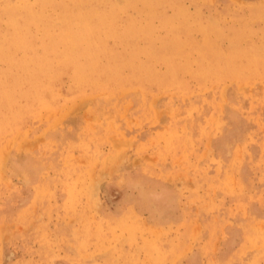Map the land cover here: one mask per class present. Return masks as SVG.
Masks as SVG:
<instances>
[{
    "label": "rangeland",
    "instance_id": "rangeland-1",
    "mask_svg": "<svg viewBox=\"0 0 264 264\" xmlns=\"http://www.w3.org/2000/svg\"><path fill=\"white\" fill-rule=\"evenodd\" d=\"M24 1L0 0V264H264V0Z\"/></svg>",
    "mask_w": 264,
    "mask_h": 264
},
{
    "label": "bare ground",
    "instance_id": "bare-ground-1",
    "mask_svg": "<svg viewBox=\"0 0 264 264\" xmlns=\"http://www.w3.org/2000/svg\"><path fill=\"white\" fill-rule=\"evenodd\" d=\"M27 1H28V0H27ZM58 1H59V0H58ZM66 1H67V0H66ZM70 1H71V0H70ZM77 1H78V0H77ZM79 1H80V0H79ZM103 1H104V0H103ZM161 1H162V0H161ZM165 1H166V0H165ZM182 1H183V0H182ZM191 1H192V0H191ZM195 1H196V0H194V2H195ZM20 2H21V1H20ZM20 2H19V3H20ZM23 2H26V1L23 0ZM34 2H35V1H34ZM40 2H41V1H40ZM59 2H60V1H59ZM64 2H65V1H64ZM88 2H90V1H88ZM101 2H102V0H101ZM156 2H157V1H156ZM192 2H193V1H192ZM19 3H18V5H19ZM43 3H44V2H43ZM71 3H72V2H71ZM71 3H70V4H71ZM97 3H98V2H97ZM157 3H158V2H157ZM166 3H167V2H166ZM168 3H169V1H168ZM173 3H174V2H173ZM196 3H198V2H196ZM20 4H21V3H20ZM25 4H27V3H25ZM31 4H32V3H31ZM34 4H35V3H34ZM56 4H57V3H56ZM59 4H62V3H59ZM59 4H58V5H59ZM65 4H66V2H65ZM102 4H104V3L102 2ZM161 4H162V3H161ZM205 4H206V3H205ZM9 5H10V4H9ZM22 5H23V4H22ZM22 5H21V6H22ZM38 5H39V4H38ZM42 5H43V4H42ZM53 5H55V4H53ZM72 5H73V3H72ZM80 5H81V4H80ZM90 5H91V4H90ZM153 5H154V4H153ZM164 5H165V4H164ZM164 5H163V6H164ZM169 5H170V4H169ZM169 5H168V6H169ZM12 6H13V5H12ZM12 6H11V7H12ZM55 6H56V5H55ZM73 6H75V5H73ZM86 6H87V5H86ZM106 6H107V5H106ZM150 6H152V5H150ZM174 6H175V5H174ZM9 7H10V6H9ZM15 7H16V6H15ZM38 7L40 8V6H38ZM41 7H42V6H41ZM75 7H76V6H75ZM81 7H82V6H81ZM87 7H88V6H87ZM148 7H149V6H148ZM157 7L159 8V7H161V5H158ZM201 7H202V5H201ZM6 8H7V7H6ZM13 8H14V7H12V9H13ZM73 8H74V7H72V9H73ZM154 8H155V7H154ZM172 8H174V7H172ZM178 8H180V7H178ZM178 8H177V9H178ZM181 8H182V7H181ZM14 9H15V8H14ZM26 9H27V8H26ZM57 9H58V8H57ZM64 9H65V8H64ZM69 9H70V7H69ZM80 9H81V8H80ZM88 9H89V8H88ZM90 9H91V8H90ZM93 9H94V8H93ZM100 9H101V8H100ZM150 9H151V8H150ZM152 9H153V8H152ZM164 9H166V8H164ZM169 9H170V7H169ZM197 9H199V8H197ZM22 10H23V9H22ZM22 10H21V11H22ZM86 10H87V9H86ZM6 11H7V10H6ZM26 11H27V10H26ZM28 11H29V10H28ZM32 11H33V10H32ZM32 11H31V12H32ZM39 11H40V10H39ZM39 11H37V12H39ZM43 11H44V10H43ZM53 11H54V9H53ZM99 11H100V10H99ZM147 11H149V10H146V12H147ZM151 11L153 12L154 10H151ZM160 11H161V10H160ZM164 11H166V10H164ZM182 11H183V10H182ZM182 11L180 12V14H182ZM13 12H14V11H13ZM16 12H17V11H16ZM91 12H92V11H90L89 13L91 14ZM152 12H151V13H152ZM154 12H156V11H154ZM35 13H36V12H35ZM39 13L41 14V12H39ZM42 13H43V12H42ZM47 13H48V11H47ZM95 13H98V12H95ZM148 13H149V12H148ZM164 13H166V12H164ZM33 14H34V13H32V15H33ZM40 14H38V15H40ZM61 14H62V11H61ZM61 14L58 15V16L60 17ZM156 14H157V13H156ZM162 14H163V12H162ZM177 14H178V13H177ZM185 14H186V13H185ZM198 14H199V13H198ZM29 15H31L30 12H29ZM35 15H36V14H35ZM48 15H49V14H48ZM48 15H47V16H48ZM50 15H51V14H50ZM95 15H96V14H95ZM95 15L92 16V17H90V18L95 17ZM97 15H98V14H97ZM100 15H101V12H100ZM100 15H99V16H100ZM149 15H150V14H149ZM158 15H159V14H158ZM163 15H164V14H163ZM20 16H21V15H20ZM23 16H24V15H23ZM33 16H34V15H33ZM33 16H32V17H33ZM150 16H151V15H150ZM188 16H189V15H188ZM29 17H30V16H29ZM35 17H36V16H35ZM38 17H40V16H38ZM38 17H37V18H38ZM55 17H56V16H55ZM55 17H54V18H55ZM68 17H71V16H68ZM84 17H85V16H84ZM180 17H181V16H180ZM195 17H196V16H195ZM54 18H52V19H54ZM56 18H58V17H56ZM64 18H65V17H64ZM80 18H81V17H80ZM96 18H97V17H96ZM163 18H164V17H163ZM177 18H179V17H177ZM199 18H200V17H199ZM202 18H203V17H202ZM18 19H19V18H18ZM29 19H30V18H29ZM35 19H36V18H35ZM47 19H48V18H47ZM71 19H72V18H70V20H71ZM73 19H74V18H73ZM144 19H145V18H144ZM146 19H148V18H146ZM154 19H155V17H154ZM154 19H153V20H154ZM182 19H183V17H182ZM182 19H181V21H182ZM210 19H211V18H210ZM210 19H209V20H210ZM48 20H49V19H48ZM56 20H57V19H56ZM60 20H62V19L60 18L59 21H60ZM63 20H64V19H63ZM65 20H67V19H65ZM153 20H151V21H153ZM168 20H169V19H168ZM178 20H180V18H179ZM186 20H187V19H186ZM186 20H185V22H187ZM201 20H202V19H200V21H201ZM206 20H208V19H206ZM218 20H219V19H218ZM18 21H19V20H18ZM25 21H26V18H25ZM37 21L39 22V20H37ZM41 21H42V23H43L42 18H41ZM41 21H40V23H41ZM75 21H76V19H75ZM75 21H74V22H75ZM95 21H96V20H95ZM151 21H150V22H151ZM165 21H166V20H164L163 22L165 23ZM170 21H172V19H170ZM170 21H168V22H170ZM183 21H184V20H183ZM200 21H199V22H200ZM203 21H204V20H203ZM203 21H202V23H203ZM245 21H246V20H245ZM247 21H249V20H247ZM46 22H47V21H46ZM53 22H54V21H53ZM57 22H58V21H57ZM79 22H80V21H79ZM188 22H189V20H188ZM205 22H206V21H205ZM29 23H32V22H29ZM29 23H28V25H29ZM44 23H45V21H44ZM44 23H43V24H44ZM66 23H68V22H66ZM82 23H83V22H82ZM147 23H148V22H147ZM166 23H167V22H166ZM166 23H165V24H166ZM172 23H173V22H172ZM200 23H201V22H200ZM209 23H210V22H209ZM214 23H215V22H214ZM219 23H220V21H219ZM33 24H34V23H33ZM64 24H65V23H64ZM74 24H75V23H74ZM145 24H146V23H145ZM152 24H153V23H152ZM167 24L169 25V23H167ZM174 24H175V21H174ZM188 24H189V23H188ZM246 24H247V22H246ZM31 25H32V24H31ZM53 25H54V24H53ZM62 25H63V24H62ZM204 25H205V24H204ZM212 25H213V24H212ZM212 25H211V26H212ZM240 25H241V24H240ZM32 26H33V25H32ZM50 26H51V25H50ZM69 26H70V25H69ZM69 26H68V28H71V27H69ZM150 26H151V25H150ZM162 26H163V25H162ZM177 26H178V25H177ZM179 26H180V25H179ZM201 26H202V25H201ZM248 26H249V25H247V27H248ZM24 27H25V26H24ZM26 27H28V26H26ZM29 27H30V26H29ZM34 27H36V23H35ZM38 27H39V26H38ZM38 27H36V28H38ZM53 27L55 28V26H53ZM72 27H73V26H72ZM75 27L77 28V26H75ZM75 27H74V29H75ZM80 27H81V26H80ZM138 27H139V26H138ZM138 27H137V28H138ZM140 27H142V26H140ZM140 27H139V28H140ZM169 27H170V26H169ZM174 27H175V26H174ZM184 27H186V25H184ZM188 27H189V26H188ZM191 27H192V26H191ZM85 28H86V27H85ZM85 28H84V29H85ZM142 28H143V27H142ZM142 28H141V29H142ZM164 28H165V27H164ZM171 28H172V27H171ZM205 28H206V26H205ZM23 29H24V28H23ZM23 29H22V30H23ZM34 29H35V28H34ZM58 29H59V28H58ZM61 29H64V28H61ZM74 29H73V30H74ZM80 29H81V28H80ZM84 29L82 28V30H84ZM128 29H129V28H128ZM141 29H137V32H138V30L140 31ZM145 29H146V28H145ZM145 29H142V30H144V32H145ZM155 29H156V28H155ZM172 29H174V28H172ZM238 29H239V28H238ZM244 29H245V28H244ZM65 30H66V29H65ZM78 30H79V29H78ZM142 30H141V31H142ZM147 30H148V29H147ZM151 30H152V29H151ZM174 30H175V29H174ZM207 30H208V28H207ZM27 31H28V30H27ZM38 31H40V30L38 29ZM38 31H37V32H38ZM41 31H42V30H41ZM129 31L131 32V28L129 29ZM134 31L136 32V29H134ZM232 31H233V30H232ZM22 32H23V31H22ZM25 32H26V31H25ZM42 32H44V31H42ZM57 32H58V31H57ZM144 32H142V33H144ZM146 32H148V31H146ZM152 32H153V30H152ZM167 32H168V31H167ZM18 33H19V32H18ZM27 33H31V32L28 31ZM34 33H35V32H34ZM140 33H141V32H140ZM242 33H243V31H242ZM242 33H241V34H242ZM24 34H25V33H24ZM37 34H38V33H37ZM129 34H130V33H129ZM217 34H218V33H217ZM236 34H237V33H236ZM21 35H22V34H21ZM25 35H26V34H25ZM25 35L23 36V38H26ZM43 35H44V34H43ZM43 35L41 34L42 37H43ZM55 35H56V34H55ZM55 35H54V36H55ZM62 35H63V34H62ZM101 35H102V34H101ZM131 35H132V33H131ZM133 35H134V34H133ZM136 35H137V34H136ZM148 35H150V34L148 33ZM152 35H153V34H152ZM187 35H188V34H187ZM233 35H234V34H233ZM242 35H243V34H242ZM15 36H16V35H15ZM26 36H27V35H26ZM30 36H31V35H30ZM32 36H33V35H32ZM34 36H35V35H34ZM59 36L61 37V33L59 34ZM102 36H103V35H102ZM138 36L140 37L139 34H138ZM145 36H146V35H145ZM153 36H154V35H153ZM167 36H168V34H167ZM170 36H171V35H170ZM182 36H183V35H182ZM238 36H239V35H238ZM38 37H39V36H38ZM42 37H40V39H41ZM74 37H75V36H74ZM76 37H77V36H76ZM78 37H81V36H78ZM78 37H77V38H78ZM128 37H129V36H128ZM147 37H151V38H152V36H147ZM179 37H180V36H179ZM179 37H177V38H179ZM224 37H225V36H224ZM224 37H223V38H224ZM242 37H243V36H242ZM15 38H16V37H15ZM35 38H36V36H35ZM50 38H51V37H50ZM54 38H55V37H54ZM131 38H132V37H131ZM167 38H168V37H167ZM172 38H173V37H172ZM177 38H176V39H177ZM187 38H188V37H187ZM219 38H220V37H219ZM238 38H240V37H238ZM243 38H245V37H243ZM38 39H39V38H38ZM48 39H49V38H48ZM48 39H47V40H48ZM124 39H125V35H124ZM128 39H129V38H128ZM132 39H133V38H132ZM140 39H141V38H140ZM152 39H153V38H152ZM163 39H164V38H163ZM168 39H169V38H168ZM176 39H175V40H176ZM180 39H182V38H180ZM241 39H242V38H241ZM241 39H240V40H241ZM52 40H53V39H52ZM52 40H51V41H52ZM54 40H56V39H54ZM73 40H75V39H73ZM175 40H174V41H175ZM189 40H190V39H189ZM238 40H239V39H238ZM244 40H245V39H244ZM17 41H18V40H17ZM25 41L27 42V40H25ZM28 41H29V40H28ZM37 41H38V40H37ZM164 41H165V40H164ZM176 41H177V40H176ZM176 41H175V42H176ZM183 41H184V40H183ZM232 41H233V40H232ZM127 42H128V41H127ZM180 42H181V41H180ZM180 42H179V44H181ZM187 42H188V39H187ZM211 42H212V41H210L209 45L211 44ZM237 42H238V41H237ZM242 42H243V41H242ZM242 42H241V43H242ZM30 43L32 44V43H34V42L32 41V42H30ZM30 43H29V44H30ZM41 43H42V41H41ZM125 43H126V42H125ZM161 43H162V42H161ZM168 43H169V42H168ZM168 43H167V44H168ZM206 43H208V42H206ZM231 43H232V42H231ZM241 43H240V44H241ZM24 44H26V43H24ZM27 44H28V43H27ZM27 44H26V45H27ZM52 44H53V42H52ZM59 44H61V43L59 42ZM59 44H56V45H59ZM127 44H128V43H127ZM127 44H126V45H127ZM141 44H142V43H141ZM169 44H171V43H169ZM183 44H184V43H183ZM195 44H196V43H195ZM34 45H35V44H34ZM36 45H37V44H36ZM42 45H44V43H42ZM48 45H49V43H48ZM69 45H70V43H69ZM71 45H72V44H71ZM71 45H70V46H71ZM148 45H149V44H147V47H148ZM163 45H164V44H163ZM172 45L174 46L175 44H172ZM177 45H178V44H177ZM186 45H187V44H186ZM190 45H191V44H190ZM218 45H219V44H218ZM236 45H237V44H236ZM238 45H239V44H238ZM14 46H15V44H14ZM31 46H32V45H31ZM49 46L51 47V44H50ZM59 46H60V45H59ZM61 46L63 47V44H62ZM66 46H67V45H66ZM115 46H117V45H115ZM115 46H114V47H115ZM150 46H151V45H150ZM165 46H166V45H165ZM184 46H185V45H184ZM219 46H220V45H219ZM234 46H235V45H234ZM26 47H27V46H26ZM28 47H29V46H28ZM28 47H27V48H28ZM36 47H37V46H36ZM46 47H47V46H46ZM133 47H134V46H133ZM133 47H132V50L135 49V48H133ZM138 47H139V46H138ZM186 47H187V46H186ZM186 47H185V49H186ZM192 47H193V46H192ZM215 47H216V46H215ZM236 47H237V46H236ZM1 48H3V47H1ZM27 48H26V49H27ZM29 48H33V46H32V47H29ZM42 48H43V46H42ZM64 48H65V47H64ZM148 48H149V47H148ZM148 48H147V50H149ZM166 48H167V47H166ZM251 48H252V47H251ZM15 49H16V48H15ZM61 49H62V48H61ZM150 49H151V47H150ZM161 49H162V47H161ZM163 49H164V48H163ZM238 49H239V48H238ZM9 50H10V49H9ZM18 50L20 51V49H18ZM22 50H24V49H22ZM28 50H29V49H28ZM39 50H40V49H39ZM49 50H50V49H49ZM130 50H131V49H130ZM138 50H139V49H138ZM175 50H176V49H175ZM226 50H228V49H226ZM229 50H230V49H229ZM25 51H26V50H25ZM63 51H64V50H63ZM209 51H210V50H209ZM222 51H224V50H222ZM233 51H235V50H233ZM242 51L244 52L245 50L242 49ZM4 52H5V50H4ZM43 52H44V51H43ZM130 52H131V51H130ZM130 52H128V53L130 54ZM134 52H135V51H134ZM148 52L150 53V51H148ZM148 52H147V53H148ZM169 52H170V51H169ZM182 52H183V51H182ZM186 52H187V51H186ZM237 52H239V51H237ZM237 52H236V53H237ZM248 52L250 53L249 50H248ZM16 53H17V52H16ZM18 53H22V52L20 51V52H18ZM35 53H36V52H35ZM137 53H138V51H137ZM177 53H178V52H177ZM177 53H176L175 55H177ZM188 53H189V52H188ZM209 53H210V52H209ZM212 53H213V50H212ZM215 53H216V52H215ZM225 53H226V52H225ZM231 53H232V50H231ZM41 54H42V53H41ZM43 54H44V53H43ZM48 54H49V53H48ZM58 54H59V53H56V55H58ZM124 54H126V53H124ZM139 54H141V53L139 52ZM139 54H138V55H139ZM161 54H162V53H161ZM171 54H172V53H171ZM179 54H180V53H179ZM240 54H241V53H240ZM240 54H239V55H240ZM246 54H247V52H245V55H246ZM6 55H7V54H6ZM33 55H34V54H33ZM46 55H47V53H46ZM64 55H65V54H64ZM73 55H74V54H73ZM134 55H135V54H134ZM147 55H149V54H147ZM163 55H164V54H163ZM163 55H162V56H163ZM201 55H202V54H201ZM213 55H214V53H213ZM215 55H216V54H215ZM228 55H229V54H228ZM233 55H234V54H233ZM236 55H237V54H236ZM236 55H235V57H236ZM256 55H257V54H256ZM256 55H255V56H256ZM13 56H14V55H12V57H13ZM16 56H17V55H16ZM20 56H21V55H20ZM22 56H23V55H22ZM22 56H21V57H22ZM26 56H28V55H26ZM30 56H32V55H30ZM39 56H40V54H39ZM41 56H42V55H41ZM127 56H128V55H127ZM202 56H204V55H202ZM230 56H231V55H230ZM249 56H250V55H249ZM253 56H254V55H253ZM36 57H37V56H36ZM58 57H59V56H57L56 58H58ZM124 57H125V56H124ZM140 57H141V55H140ZM150 57H152L151 54H150ZM150 57H149V58H150ZM156 57H158V56H156ZM166 57H167V56H166ZM177 57H178V56H177ZM225 57H226V56H225ZM228 57H229V56H228ZM235 57L233 56L231 59H233V58L236 59ZM242 57H243V56H242ZM242 57H241V58H242ZM258 57H259V56H258ZM2 58H3V57H2ZM19 58H20V57H19ZM47 58H49V57H47ZM54 58H55V57H54ZM120 58H121V57H120ZM162 58H163V57H162ZM167 58H168V57H167ZM169 58H170V57H169ZM169 58H168V59H169ZM179 58H180V57H179ZM184 58H186V57L184 56ZM201 58H202V57H201ZM255 58H256V57H255ZM35 59H36V58H35ZM70 59H71V58H70ZM122 59H124V58H122ZM137 59H139V58L137 57ZM150 59H153V58H150ZM150 59H149V60H150ZM202 59H204V58H202ZM219 59H220V58H219ZM224 59H225V58H224ZM234 59H233V60H234ZM237 59H238V58H237ZM257 59H258V58H257ZM257 59H256V60H257ZM14 60H16V58H14ZM19 60H20V59H19ZM26 60H27V57H26ZM26 60H25V61H26ZM37 60H40V59L37 58ZM37 60H36V61H37ZM48 60H49V59H48ZM48 60H47V64L50 62V61H48ZM125 60H126V59H125ZM131 60H132V59H131ZM134 60H136V59H134ZM220 60H221V59H220ZM222 60H223V59H222ZM262 60H263V59H262ZM2 61H3V60H2ZM8 61H9V60H8ZM28 61H29V60H28ZM41 61H42V59H41ZM51 61H52V59H51ZM121 61H122V60H121ZM150 61H151V60H150ZM155 61L158 62V59L155 60ZM229 61H230V60H229ZM246 61H247V60H246ZM258 61H260V60H258ZM16 62H18V60H17ZM16 62H15V63H16ZM20 62H21V61H20ZM29 62H30V61H29ZM44 62H45V61H44ZM72 62H74V61L72 60ZM128 62H129V59H128ZM134 62H135V61H134ZM161 62H162V61H161ZM170 62H171V61H170ZM174 62H176V60H175ZM230 62H231V61H230ZM251 62L253 63L254 61H251ZM262 62H263V61H262ZM4 63H5V62H4ZM12 63H13V61H12ZM21 63H22V62H21ZM33 63H34V62H33ZM45 63H46V62H45ZM52 63H53V62H52ZM129 63H131V62H129ZM153 63H154V62H153ZM155 63H156V62H155ZM200 63H201V61H200ZM210 63H211V61H210ZM215 63H216V62H215ZM221 63H222V62H221ZM224 63H225V62H224ZM69 64H70V63H69ZM76 64H77V63H76ZM135 64H136V62H135ZM149 64H150V63H149ZM167 64H168V63H167ZM170 64H173V63H170ZM170 64H169V66H170L169 68L172 67ZM231 64H233V63H231ZM242 64H243V63H242ZM244 64H246V62H245ZM11 65H12V64H11ZM21 65H22V64H21ZM33 65H34V64H33ZM37 65H40V62H39V61H38V64H37ZM44 65H46V64H44ZM51 65H52V64H51ZM127 65H128V64H127ZM132 65H134V64L132 63ZM136 65H138V64H136ZM154 65H155V64H154ZM207 65H208V64H207ZM214 65H216V64H214ZM234 65H235V64H234ZM239 65H240V64H239ZM239 65H238V66H239ZM248 65H249V64H248ZM248 65H247V66H248ZM48 66H49V65H48ZM125 66H126V64H125ZM152 66H153V65H152ZM173 66H174V65H173ZM201 66H203V65H201ZM218 66H219V65H218ZM223 66H224V65H223ZM39 67L41 68V67H43V66L40 65ZM49 67H50V66H49ZM54 67H55V66H54ZM119 67H120V66H119ZM123 67H124V66H123ZM123 67H122V68H123ZM204 67H205V66H204ZM209 67H210V66H209ZM225 67H226V66H225ZM252 67H253V66H252ZM13 68H14V67H13ZM43 68H44V67H43ZM51 68H52V67H51ZM51 68H50V69H51ZM57 68H58V66H57ZM61 68H62V67H61ZM75 68H76V67H75ZM120 68H121V67H120ZM127 68H128V67H127ZM132 68H133V67H132ZM143 68H144V67H143ZM143 68H142V69H143ZM178 68H179V67H178ZM184 68H185V67H184ZM206 68H207V67H206ZM212 68H213V70H214L215 68H217V66H216L215 68H214V66H213ZM258 68H259V67H258ZM31 69H32V68H31ZM137 69H139V68H137ZM140 69H141V68H140ZM140 69H139V70H140ZM220 69L223 70V68H220ZM229 69H230V68H229ZM5 70H6V69H5ZM61 70H62V69H61ZM70 70H71V69H70ZM124 70H125V69H124ZM133 70H134V69H133ZM147 70H148V69H147ZM147 70H146V71H147ZM150 70H152V69H150ZM178 70H179V69H178ZM201 70H202V69H201ZM238 70H239V69H238ZM251 70H253V69H251ZM35 71H36V70H35ZM43 71H44V70H43ZM43 71H41V72L43 73ZM50 71H51V70H50ZM64 71H65V68H64ZM125 71H126V70H125ZM135 71H136V70H135ZM135 71H134V72H135ZM143 71H144V70H143ZM173 71H174V70H173ZM175 71L177 72V70H175ZM225 71H226V69L224 70V72H225ZM10 72H11V71H10ZM18 72H19V71H18ZM37 72H39V71H37ZM47 72H49V71H47ZM59 72H60V71H59ZM148 72H149V71H148ZM170 72H171V74L173 73L171 70H170ZM170 72H169V73H170ZM206 72H207V71H206ZM211 72H212V71H211ZM214 72H216V71H214ZM242 72H243V71H242ZM13 73L15 74V72H13ZM30 73H31V72H30ZM32 73H33V72H32ZM32 73H31V74H32ZM50 73H51V72H50ZM50 73H48V75H49ZM56 73H57V71H56ZM142 73H143V72H142ZM149 73H150V72H149ZM153 73H154V72H153ZM204 73H205V70H204ZM227 73H228V71H227ZM232 73H233V70H232ZM232 73H231V74H232ZM246 73H247V72H246ZM53 74H54V73H53ZM57 74H58V73H57ZM57 74H55V76H56ZM123 74H124V73H123ZM139 74H140V73H139ZM150 74H151V73H150ZM200 74H201V73H200ZM211 74H212V73H211ZM229 74H230V73H229ZM34 75H35V72H34ZM140 75H143V74H140ZM145 75H146V74H145ZM147 75H148V74H147ZM224 75H227V74L224 73ZM50 76H51V75H50ZM127 76H128V75H127ZM127 76H126V77H127ZM133 76H134V75H133ZM136 76H137V75H136ZM136 76H134V77H136ZM138 76H139V75H138ZM150 76H151V75H150ZM26 77H27V76H26ZM34 77H35V76H34ZM53 77H54V76H53ZM140 77H142V76H140ZM148 77H149V76H148ZM151 77L153 78V76H151ZM164 77H165V76H164ZM22 78H23V77H22ZM46 78H48V77H46ZM50 78H52V77H50ZM130 78H132V77L129 76L128 79L130 80ZM142 78H143V77H142ZM152 78H151V79H152ZM168 78H169V77H167V79H168ZM173 78H174V77H173ZM10 79H11V78H10ZM44 79H45V78H44ZM53 79H54V78H53ZM138 79H141V78H138ZM148 79H149V78H148ZM161 79H162V78H161ZM6 80H7V78H6ZM50 80H51V79H50ZM105 80H106V78H105ZM136 80H137V78H136ZM143 80H144V79H143ZM145 80H146V79H145ZM172 80H173V79H172ZM43 81H44V80H43ZM100 81H101V80H100ZM130 81H131V80H130ZM169 81H170V80H169ZM9 82H10V81H9ZM19 82H20V81H19ZM58 82H59V81H58ZM134 82H135V81H134ZM31 83H32V82H31ZM49 83H50V82H49ZM56 83H57V82H56ZM144 83H145V81H144ZM42 84H43V83H42ZM148 84H149V83H148ZM76 85H77V84H76ZM137 85H138V84H137ZM41 86H42V85H41ZM50 86H52V85H50ZM140 86H141V85H140ZM146 86H147V85H146ZM24 87H25V86H24ZM33 87H34V86H33ZM35 87H36V85H35ZM53 87H54V86H53ZM76 87H78V86H76ZM84 87H86V86H84ZM147 87H148V86H147ZM82 88H83V87H82ZM143 88H144V87H143ZM147 89H148V88H147ZM49 90H50V89H49ZM16 91H17V90H16ZM49 92H50V91H49ZM19 95H20V94H19ZM21 95H22V94H21ZM49 96H50V95H49ZM17 100H18V98H17ZM1 101H2V100H1ZM13 101H14V100H13ZM9 102H10V101H9ZM53 102H54V101H53ZM23 103H24V101H23ZM12 104H13V102L11 103V105H12ZM14 104H15V103H14ZM12 106H13V105H12ZM9 109H10V108H9ZM23 111H24V109H23ZM23 111H22V112H23ZM25 111H26V109H25ZM3 112H4V111H3ZM18 113H19V112H18ZM1 116H2V115H1ZM33 118H34V117H33ZM0 119H1V118H0ZM5 120H6V119H5ZM5 120H4V122H5ZM1 121H2V120H1ZM1 121H0V123H1ZM12 122H13V121H12ZM4 124H5V123H4ZM5 125H6V124H5ZM7 125H8V124H7ZM10 125H11V124H10ZM10 125H9V126H10ZM0 126H1V125H0ZM3 126H4V125H3ZM14 127H15V125H14ZM2 129H3V128H2ZM17 129H18V128H17ZM2 131H3V130H2ZM6 131H7V130H6ZM13 131H14V130H13ZM7 132H8V131H7ZM7 132H6V133H7ZM8 133H9V132H8ZM8 133H7V134H8ZM15 133H16V132H15ZM7 134H6V135H7ZM10 136H11V135H10ZM6 137H7V136H6ZM7 138H8V137H7ZM123 225H124V224H123ZM103 229H105V228H103ZM88 230H89V229H88ZM261 231H262V230H261ZM250 236H251V235H250ZM247 237H248V236H247ZM249 239H250V238H249ZM161 247H162V246H161ZM158 248H159V247H158ZM159 250H160V249H159ZM156 251H157V250H156ZM161 255H162V254H161ZM159 256H160V255H159Z\"/></svg>",
    "mask_w": 264,
    "mask_h": 264
}]
</instances>
